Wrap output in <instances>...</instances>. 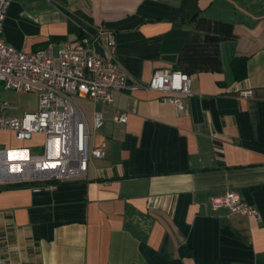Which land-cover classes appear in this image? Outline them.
<instances>
[{"label": "crops", "instance_id": "crops-1", "mask_svg": "<svg viewBox=\"0 0 264 264\" xmlns=\"http://www.w3.org/2000/svg\"><path fill=\"white\" fill-rule=\"evenodd\" d=\"M96 31L132 77L180 70L193 95L180 112L148 89L115 91L110 105L74 98L106 155L54 188L0 185V264H264V0H9L3 23L26 52ZM35 95L6 113L36 110ZM45 145L0 132V150ZM229 190L259 217L212 207Z\"/></svg>", "mask_w": 264, "mask_h": 264}, {"label": "built area", "instance_id": "built-area-1", "mask_svg": "<svg viewBox=\"0 0 264 264\" xmlns=\"http://www.w3.org/2000/svg\"><path fill=\"white\" fill-rule=\"evenodd\" d=\"M8 6L9 0H0V85L18 93H36L38 104L36 110L14 116L6 111L17 106L0 100V132H10L17 140L40 133L46 145L43 153L27 156H23L24 150H0L1 186L35 182L54 188L58 182L84 178L90 158L106 155V142L89 145L88 126L74 98L110 105L115 91L148 89L165 93L162 100L180 112L185 109V99L193 95L190 76L180 70L156 69L148 81L129 75L110 49L103 47L105 55L97 50L100 31L84 34L57 48L48 43L30 52L17 49L3 37ZM107 34L108 46L113 47L114 35ZM239 94L247 97L252 92ZM127 119L126 111L114 118L120 123ZM103 123L102 115L94 111L93 128L99 129ZM51 141L57 144L50 145ZM211 205L227 208L232 214L259 217L258 210L232 190L213 196Z\"/></svg>", "mask_w": 264, "mask_h": 264}, {"label": "rangeland", "instance_id": "rangeland-1", "mask_svg": "<svg viewBox=\"0 0 264 264\" xmlns=\"http://www.w3.org/2000/svg\"><path fill=\"white\" fill-rule=\"evenodd\" d=\"M0 100H4L9 104L16 105L23 109H32L35 104V93H18L13 90H7L3 88V84L0 85ZM79 103V100L77 101Z\"/></svg>", "mask_w": 264, "mask_h": 264}, {"label": "trees", "instance_id": "trees-1", "mask_svg": "<svg viewBox=\"0 0 264 264\" xmlns=\"http://www.w3.org/2000/svg\"><path fill=\"white\" fill-rule=\"evenodd\" d=\"M50 182H55V181H50ZM42 183H17V184H9L5 185L4 188H14V187H23V186H38L41 185ZM59 184V182H58ZM186 253V252H183Z\"/></svg>", "mask_w": 264, "mask_h": 264}]
</instances>
